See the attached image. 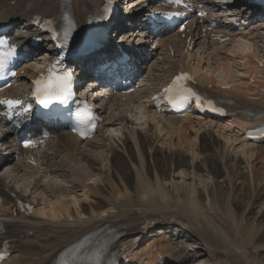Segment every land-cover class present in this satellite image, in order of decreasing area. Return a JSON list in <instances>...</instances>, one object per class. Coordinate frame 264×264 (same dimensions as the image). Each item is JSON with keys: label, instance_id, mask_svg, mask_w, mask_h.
<instances>
[{"label": "bare ground", "instance_id": "obj_1", "mask_svg": "<svg viewBox=\"0 0 264 264\" xmlns=\"http://www.w3.org/2000/svg\"><path fill=\"white\" fill-rule=\"evenodd\" d=\"M136 1L139 2L136 3ZM145 1L127 0V6L124 10H131L129 16H126V12L123 10L121 11V16L116 17L119 26L112 31V36L122 43L124 42L122 38H127L125 41L129 42H125L124 46L128 47L136 57V66L132 69L136 72H146L144 74L147 78L146 83L151 84L149 90L156 88L157 85L181 71L191 74L201 85L216 87L218 93L225 97L230 99L233 97L250 108L264 109V96L259 95L253 101L245 102L244 98L247 95L251 96L250 89L241 78L238 85L233 81L238 72H240V77L245 71L254 70L255 58L258 57L256 55L262 51L255 47L256 40L262 39L264 42L263 25H259L257 28L248 26L246 33L231 31L228 34L231 42L227 45L231 46L227 49V52L229 55H235L232 60L240 62L237 65L241 71H238L236 66L234 69L233 62L229 58L232 56L228 57L224 54V56L214 59V52L218 56L219 51L217 49L222 46L212 42L211 32L206 31V29L204 31L203 27L198 24L195 26L194 23L187 26L184 40L190 38V41L194 42L193 48L197 49L195 53L193 48L192 50H184V41H181V36L171 34L162 38L158 42L159 44L156 45L155 51L159 52L157 55L163 54L162 59L155 62L151 56L148 62L145 60L143 52L137 50L140 47L144 48V42L139 38L135 42L140 25L137 20L139 17L132 13L140 9L143 15V9L147 8ZM10 2H14V5L10 6ZM100 3L101 0H0V29L3 30L5 26L14 23L19 24L18 27L23 35L17 34V30H19L17 28L13 31V34H15L14 39H26L34 34V28L30 26L33 15L57 16L60 18L69 15L76 27L79 28L91 12L99 7ZM133 3L134 9L131 8ZM235 6L236 3H231L227 9L231 12L234 11L241 19L244 15L247 16L243 9L238 10ZM134 15L135 17H133ZM254 20H256V17L255 19H249L250 23ZM126 24H135V33L121 37L122 32L120 30L124 25L127 27ZM132 35L135 36L134 40H128ZM179 43L180 49H178ZM131 44H133L132 49ZM223 45L225 46V44ZM107 49L111 50L112 47L109 46ZM40 50L45 53L46 57L47 49L43 47ZM172 52L175 55L174 59L169 57ZM209 54L211 56H208ZM197 56L202 58V65H200L198 59H194ZM211 58L214 61L213 64H207L208 59ZM181 59L186 63L179 68L178 63ZM194 62L193 67L192 63ZM206 65L210 70L204 67ZM28 67L25 66L20 70L29 69ZM23 79L25 78L19 79L18 84ZM215 79H219V82L215 83ZM228 80L233 82L229 83ZM224 86H230L231 90H219ZM96 91L98 93L94 92L93 95L95 98L104 92V90ZM141 94L142 89L134 93L138 99L130 103L127 102L130 99L128 95L114 96L107 101H99L98 105L105 124L99 128V138L96 141L91 140L88 143H81L62 130L49 143L51 148L49 147L48 151L52 153V156L46 157L42 162L46 161L49 164L50 159L52 161L56 156L65 153L68 160L71 161L68 162L63 155L69 169L68 173L73 177L74 184L83 188V197L88 194L91 197L93 196V199L91 198L92 204L86 202L79 204L71 190H65L62 197L64 200L59 202L60 205L48 207L47 211L43 209L33 210L35 209L33 204L25 196L16 194L0 178V213L2 214L5 209L8 210L4 213V216L8 218L6 221V235L12 240L11 256L5 264H56L62 250L87 237L94 241L96 237L93 234L99 230H109L111 228L122 233L118 246H127L133 252V256L140 258L142 261H148L154 257L152 247L157 244L160 249L167 250L166 254L171 260L176 261L183 258L184 261L181 264L193 263L194 258L190 257L179 246L178 240H174V236L180 238L183 234L179 232L174 235L168 233L169 220H177L188 226L189 231L186 235L197 240L200 250L208 258L206 264H259L258 255L262 250L258 247V240L261 231L257 228L255 222L250 223L247 229L243 231L242 222L236 219L235 209L232 205H230L228 214H224L223 209L206 214L199 204L200 195L195 192L194 187L187 190L184 198H182L175 186H173V194L175 195L170 196L171 194L162 182L164 177L163 165L169 166L168 164H171L174 158L175 164L170 167L172 174H175L178 168L181 167L198 170L200 166H203L205 173L215 178L217 177V163H220L227 168H225L226 175L233 183V171L237 170L238 167L237 164H234V159L227 154V150L234 145L237 146L238 152L245 157L244 160L239 158L238 163L245 161L252 170V176H255L253 164L264 162V145H240L241 141L236 138L226 137L224 127H216L209 121H195L191 120L190 117L178 119L156 116L146 110L143 105H139ZM122 102L125 104L126 112L125 109H121ZM107 107L111 111V117L109 116V118H107L109 111ZM116 113L120 118L115 122H111L112 114ZM213 127L215 128V135L210 131V129H214ZM201 129H204V132L198 134ZM193 130L196 133L190 135ZM1 131L0 128V133ZM108 131H110L109 134H107ZM153 131L155 134L152 135ZM5 134H3L0 149L6 147L5 153H12L9 156L11 157L8 160L9 162L15 160V156L25 158L27 154H31V152L19 150L15 143H11L14 140L11 130H9L8 135ZM217 134L218 137H216ZM192 138L198 142L197 145L193 144ZM222 140L226 143H222ZM174 141H177L178 148H175ZM105 143L108 144L109 152H111V173L109 170L106 174H104V171L101 172L103 177L101 180L105 182V185L93 186L87 184L88 179L86 176L75 169L73 164L75 158L80 157L88 165L90 171L94 173L97 172L94 166L96 157L81 153L79 144L80 147H84L85 144L86 148L91 151L93 150L91 148L93 144L101 147ZM182 145H184V148H182ZM184 150L191 155V163L184 160L182 154ZM123 152L126 153L127 158L133 164L136 179L134 184L131 183V185L127 184L123 171L126 168ZM36 154L38 153L36 152ZM196 155H200L201 159L199 163L194 164ZM16 161V171L20 172L21 168L34 171L28 166L25 159L21 161L17 158ZM149 162L155 165L153 176L148 169ZM5 167H8V165ZM40 172L34 171L37 176H45L47 167L43 168V172ZM215 188L218 198L221 190L217 188V185H215ZM44 201L42 199V203ZM19 203L28 204L33 210L32 215L27 217L21 214L19 208H16ZM14 210L18 211L14 213ZM38 217H42L44 220H38ZM222 218L223 223L218 224L216 221L220 222ZM45 219L48 221H45ZM153 219H161V223H163L155 234L143 228L148 221ZM230 233L232 234V241ZM139 240H148L146 242L147 250H140ZM223 243H229L232 250L228 251L221 248ZM193 250L195 253L197 249Z\"/></svg>", "mask_w": 264, "mask_h": 264}, {"label": "rangeland", "instance_id": "obj_2", "mask_svg": "<svg viewBox=\"0 0 264 264\" xmlns=\"http://www.w3.org/2000/svg\"><path fill=\"white\" fill-rule=\"evenodd\" d=\"M139 1H136L138 3ZM13 3V2H11ZM126 3L127 0H122V4L120 8L126 9ZM136 5V4H135ZM237 4L236 6H238ZM134 6V3H133ZM137 11V10H136ZM264 16H260L259 22L257 23V27L259 25H263L264 27ZM137 26H139L137 24ZM254 27V26H252ZM134 28V29H133ZM133 28L129 27L126 28L124 26V31L126 34L123 36H128L131 35L133 32L135 33L136 25L133 24ZM256 28V27H255ZM126 29V30H125ZM139 31V30H138ZM137 32V31H136ZM133 33V34H134ZM139 33V32H137ZM259 35L258 33H256ZM261 34V33H260ZM135 36L132 35L128 40L133 41ZM139 36L135 38V42H137ZM139 43V42H138ZM129 44V43H128ZM205 44V43H203ZM213 44V43H212ZM225 44V43H224ZM154 45L153 44H145L144 50L145 52H155L154 50ZM222 47H218L217 51H219L218 56H216V53L214 52V59L218 57L224 56H232L229 57L231 60L235 58V55H229L227 52V49L231 45H221ZM205 47L207 45L205 44ZM255 47L258 48L259 50L264 48V42L262 39L256 40ZM211 48V47H210ZM178 49H180V43L178 44ZM212 49V48H211ZM203 51V50H202ZM195 52V50H194ZM159 52L156 51L155 54L156 56H153V60L156 62L157 60H161L163 55H157ZM151 54V53H150ZM212 54V53H211ZM209 54L208 56H211ZM44 55L43 51L40 52L39 56H36V58L33 61L35 65L41 66L44 62L43 60ZM180 59V58H179ZM194 59H198L200 61V65L203 64L202 58L197 56ZM207 60V59H206ZM205 60V62H206ZM211 60V61H210ZM213 59H208L207 64H213ZM233 62V67L235 69V66L238 69L237 62L240 63L239 61H234ZM185 61L183 59L180 60L178 63L179 68L183 67L185 65ZM25 64V63H24ZM137 64V62H136ZM139 65V63H138ZM195 62L192 63V66L194 67ZM199 65V68H200ZM23 67V66H22ZM206 69L210 68L206 65L204 66ZM240 71V69H238ZM208 72V71H207ZM240 72H238L237 77H235L233 80L237 85L240 83ZM215 83L219 82V79L214 80ZM228 80L229 83L233 82ZM20 91L23 90L24 85H25V79H23L20 84H19ZM153 88V87H152ZM146 91L144 88L142 89V93ZM98 93V92H96ZM136 93V92H135ZM96 96V95H95ZM129 100L127 102H133L135 99H138L135 97L136 95L131 94L128 95ZM122 108L125 109V104L122 102ZM109 108V107H107ZM116 112V111H115ZM114 112V113H115ZM106 116V115H104ZM111 117V111L109 108L107 118ZM112 119H110L111 122L117 121L120 116H118V113L112 114ZM152 123V122H150ZM214 128V127H213ZM215 128L210 129L215 135ZM204 132V129H201L198 131V134H202ZM196 131L193 130L191 131L190 135L195 134ZM155 134V132H152V135ZM99 133L97 136L92 140L96 141L99 137ZM107 136V135H106ZM218 137V134L216 135ZM193 140V138H192ZM52 142V141H51ZM89 141L85 142L88 143ZM222 143H226L224 140H222ZM106 144V145H105ZM101 147L98 145L93 144L91 148L93 150H88L86 148V145L84 144V147H80L79 144V149L80 152L83 153L84 155L86 154L87 156H93L94 158L96 157V163H95V169L97 172H91L90 168L84 161L81 160L80 157L75 158V163L73 164V167L77 170H79L82 174L86 176L88 179L87 184L96 186H102L105 185V182L101 179H103L101 172L104 174L109 172L111 173V163H110V157H111V152H109V146L107 143H105ZM175 148H178L179 145L177 144V141L173 142ZM193 144L197 145L198 142L196 140H193ZM230 146V144H229ZM56 148V146H54ZM240 147V146H238ZM182 148H184V145H182ZM90 149V148H89ZM195 149V148H194ZM57 150V149H56ZM58 151V150H57ZM237 149V146L234 145L233 147H229L227 150V154L234 159V164H237L238 169L233 171V178L234 181L231 183L229 178L226 175L225 168L223 165L220 163H217V177H212L208 176L205 171L203 166H200L198 170H192L189 169V167H181L178 168V170L175 172V174H172L170 172V167H173L175 164L174 158L172 159V163L168 164L169 166L163 165V182L162 184L167 188L169 193L171 194L170 196H174L173 194V186L176 187L177 192L179 195L184 198L185 193L187 190H190L192 187H194L195 192L200 195V201L199 204L203 211L206 214H209L210 212L214 210H220L223 209L224 214H228L230 211V205H232L235 209L234 215L236 219L240 222H242V228L243 231H245L250 223H256V226L258 229H260V237L258 240V247L262 252H259L258 255V262L259 264H264V162L258 164H253V170L255 171V176H252V170L248 166V164L243 161L242 163H238V159H245ZM61 154V153H60ZM124 158H125V178L126 182L128 185H131V183L134 184L135 182V174L133 172V164L129 161V159L126 156V153L123 152ZM184 155V160L186 162H192L190 160L191 155L188 152H185V150L182 152ZM63 155L67 158V155L63 153ZM63 155L56 156L55 159H50V163L47 164V174L45 176H37L34 171H31L29 169L21 168L20 172L16 171V160H12V162H9V158L7 157L4 161V166L8 165V167H5L4 169L2 168L0 170V178L4 181L6 185L9 186V188L16 194H22V196H25L30 203L33 204L34 210H48V207L50 208L51 206H58L60 205V201L64 200L62 199L63 197V192L65 190H71L72 194L76 197L77 201L79 204H82V202H86L87 204H92V197L88 194L83 197L84 190L81 187L76 186L73 182V177L71 176L69 172V169L67 167L65 158ZM22 157V158H20ZM201 159L200 155L195 156L194 164L199 163ZM18 160H24L23 156H19ZM74 160V159H73ZM72 160V162H73ZM48 161V160H47ZM109 161V162H108ZM68 162H71L68 160ZM98 162V163H97ZM231 163V162H230ZM98 164V165H97ZM173 164V165H172ZM44 165V164H43ZM3 166V167H4ZM105 166V168H104ZM43 167V168H45ZM119 167V166H118ZM104 168V169H103ZM148 169L151 172L152 176L154 173L155 165L152 162L148 163ZM227 169V168H226ZM43 171V170H42ZM113 171V170H112ZM27 172V173H26ZM118 175V173H117ZM119 177V176H118ZM120 178V177H119ZM95 182V183H94ZM215 185H217V188L221 190V192L218 194L217 198V193H216V188ZM63 189V190H62ZM86 197V198H85ZM92 198V199H91ZM42 199L45 201L42 203ZM85 199V200H84ZM7 210V209H5ZM36 216V215H35ZM38 220H44L42 217H38ZM45 221H48L45 219ZM218 224L223 223V218L221 219L220 222L216 221ZM157 230V229H156ZM172 235H174L172 233ZM230 239L232 241V234L230 233ZM174 240H178L179 246L186 251V253L194 258V262L190 264H206L208 258L206 254H203V251L200 250V245H198L197 240L195 238H189L187 235H183L180 238L174 236ZM191 242H190V241ZM146 242L148 240L139 242L141 245V248H146ZM138 244V245H139ZM197 244V245H196ZM197 249L196 252L194 253L193 249ZM221 248L231 251L232 248L229 245V243H223L221 245ZM200 256V257H197ZM206 256V258H205ZM197 257V258H195ZM206 260V261H205ZM190 262V261H189ZM203 262V263H202ZM238 264V263H236Z\"/></svg>", "mask_w": 264, "mask_h": 264}, {"label": "snow or ice", "instance_id": "obj_3", "mask_svg": "<svg viewBox=\"0 0 264 264\" xmlns=\"http://www.w3.org/2000/svg\"><path fill=\"white\" fill-rule=\"evenodd\" d=\"M191 79L192 77L188 74L181 73L175 76L171 83L163 90L164 96L174 107L181 106L190 98H195L199 105L200 97L185 84V81ZM35 83L38 86V90L45 94V99L41 100V103L47 105L52 96L62 97L67 93L69 87V77L67 75L64 77H55L52 75L51 71H49L47 82H45V78H41ZM0 103H2V101H0ZM207 103L210 104L211 102L208 101ZM88 123L90 124V121ZM92 127L94 128V125H92ZM82 135H87V133H82Z\"/></svg>", "mask_w": 264, "mask_h": 264}]
</instances>
